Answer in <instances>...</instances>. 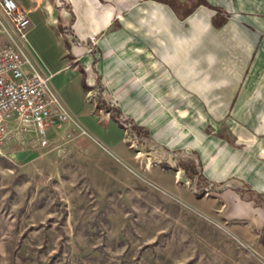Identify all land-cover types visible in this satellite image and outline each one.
I'll use <instances>...</instances> for the list:
<instances>
[{
	"label": "crops",
	"instance_id": "crops-1",
	"mask_svg": "<svg viewBox=\"0 0 264 264\" xmlns=\"http://www.w3.org/2000/svg\"><path fill=\"white\" fill-rule=\"evenodd\" d=\"M14 1L30 18L25 52L78 126L121 148L102 99L158 147L191 149L198 173L222 184L208 202L264 249V0H208L221 25L203 4L182 19L157 0Z\"/></svg>",
	"mask_w": 264,
	"mask_h": 264
},
{
	"label": "rangeland",
	"instance_id": "rangeland-1",
	"mask_svg": "<svg viewBox=\"0 0 264 264\" xmlns=\"http://www.w3.org/2000/svg\"><path fill=\"white\" fill-rule=\"evenodd\" d=\"M122 121L120 149L74 124L46 145L18 129L0 146V264H264L259 237L208 202L222 184L198 173L192 150Z\"/></svg>",
	"mask_w": 264,
	"mask_h": 264
},
{
	"label": "built area",
	"instance_id": "built-area-1",
	"mask_svg": "<svg viewBox=\"0 0 264 264\" xmlns=\"http://www.w3.org/2000/svg\"><path fill=\"white\" fill-rule=\"evenodd\" d=\"M1 4L0 146L18 129L34 132L37 141L46 145L48 126L78 124L51 88L49 76L24 50L30 24L27 12L14 0H1ZM128 127L133 130L130 122Z\"/></svg>",
	"mask_w": 264,
	"mask_h": 264
},
{
	"label": "trees",
	"instance_id": "trees-1",
	"mask_svg": "<svg viewBox=\"0 0 264 264\" xmlns=\"http://www.w3.org/2000/svg\"><path fill=\"white\" fill-rule=\"evenodd\" d=\"M159 2L165 3L169 5L173 11L176 13V15L179 18H185L188 16L192 11L199 5L203 4L209 7H213L218 11V15L214 18V23L216 25H221L226 20V16H220L219 13L221 12V9L215 6H212L208 0H157ZM97 105L101 108H104L110 113V116L115 119L119 124L122 125V118L123 114L121 110L114 106L105 100L99 99L97 102ZM131 123L132 129L136 132L137 135H141V133H145V131L140 128L139 126Z\"/></svg>",
	"mask_w": 264,
	"mask_h": 264
}]
</instances>
